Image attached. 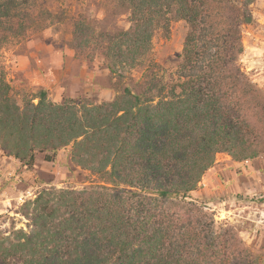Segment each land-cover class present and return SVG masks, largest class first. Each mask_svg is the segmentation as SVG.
Wrapping results in <instances>:
<instances>
[{"label": "trees", "instance_id": "1", "mask_svg": "<svg viewBox=\"0 0 264 264\" xmlns=\"http://www.w3.org/2000/svg\"><path fill=\"white\" fill-rule=\"evenodd\" d=\"M121 1L132 26L108 36L111 72L142 66L155 33L184 21L178 83L156 73L137 92L125 88L101 104L54 103L41 91L38 103L20 106L0 82L8 157L32 168L37 153L54 162L70 146L72 163L105 182L46 189L26 202L31 230L0 239V264H253L234 231L191 194L217 155L243 162L264 154V92L240 62L256 0ZM18 5L0 0V19Z\"/></svg>", "mask_w": 264, "mask_h": 264}, {"label": "rangeland", "instance_id": "2", "mask_svg": "<svg viewBox=\"0 0 264 264\" xmlns=\"http://www.w3.org/2000/svg\"><path fill=\"white\" fill-rule=\"evenodd\" d=\"M18 0V7L0 19V82L9 86L13 102L80 100L93 104L112 101L125 88L137 92L156 73L165 85L178 83L188 26L173 22L170 33L157 31L143 64L112 73L105 57L108 36L127 31L131 15L121 0ZM251 25L243 27L241 66L264 92V0L250 6ZM80 29L78 41L75 31ZM89 41L84 45L83 40ZM82 45V46H78ZM8 172L0 173V239L15 230H31L22 215L26 202L46 189L82 190L104 185L99 175L75 166L71 147L62 149L54 162L37 153L28 168L0 148ZM191 198L214 215L218 226L229 228L250 253L253 264H264V154L235 162L219 154Z\"/></svg>", "mask_w": 264, "mask_h": 264}, {"label": "crops", "instance_id": "3", "mask_svg": "<svg viewBox=\"0 0 264 264\" xmlns=\"http://www.w3.org/2000/svg\"><path fill=\"white\" fill-rule=\"evenodd\" d=\"M8 172L7 169V164H6V158H1L0 157V173H4V175H6V173Z\"/></svg>", "mask_w": 264, "mask_h": 264}]
</instances>
